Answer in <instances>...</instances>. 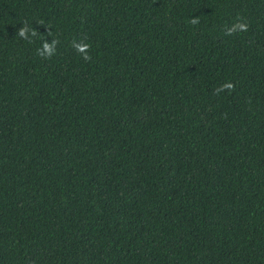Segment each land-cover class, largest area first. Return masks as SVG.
<instances>
[{"label": "trees", "instance_id": "1", "mask_svg": "<svg viewBox=\"0 0 264 264\" xmlns=\"http://www.w3.org/2000/svg\"><path fill=\"white\" fill-rule=\"evenodd\" d=\"M0 264H264V0H0Z\"/></svg>", "mask_w": 264, "mask_h": 264}, {"label": "clouds", "instance_id": "2", "mask_svg": "<svg viewBox=\"0 0 264 264\" xmlns=\"http://www.w3.org/2000/svg\"><path fill=\"white\" fill-rule=\"evenodd\" d=\"M197 21L196 20H193L192 23H196ZM247 24H238V25H235L232 29H229V33L228 34H231L233 31H235L237 28L240 29V30H243V31H246L247 30ZM35 34V33H33ZM19 35L21 36H24L25 35V29H21L19 31ZM87 45H76V48L79 50V51H85L87 49ZM44 48L46 50V52H48L49 54H51L52 52V47L48 44H45L44 45ZM85 59H90V57L88 56H85ZM224 88H227L229 90L233 89L234 85H232L231 83H226L224 86ZM221 89H217V93L220 91Z\"/></svg>", "mask_w": 264, "mask_h": 264}]
</instances>
